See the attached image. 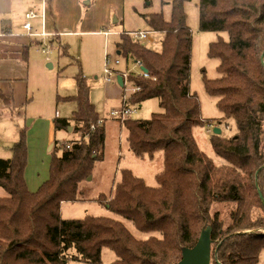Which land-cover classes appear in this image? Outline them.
<instances>
[{
	"label": "trees",
	"instance_id": "obj_1",
	"mask_svg": "<svg viewBox=\"0 0 264 264\" xmlns=\"http://www.w3.org/2000/svg\"><path fill=\"white\" fill-rule=\"evenodd\" d=\"M161 1L171 4L170 20L163 13L145 16L153 31L165 35L161 51L128 33L118 42L119 55L147 69L146 76L129 72L130 85L138 88L129 105L158 99L163 110L122 126L132 155L149 158L152 165L162 152L157 185L123 169L111 197L103 193L97 199L151 235L137 239L111 218L61 217L62 204L81 200L80 188L105 161L107 121L99 123L102 117L81 74L77 93L60 99L76 102L77 109L70 117H56L53 127L55 132L73 127L82 137L70 145L54 142L49 179L36 192L27 187L26 127L12 147L13 157L0 158V188L9 194L0 197V264H101L104 248L116 256L111 264H179L183 250L193 248L207 227L211 243L223 241L211 264H264V0H200V29L229 35L209 48V56L221 61L222 76L205 81L225 118L237 125L231 138L212 132L214 152L225 160L221 165L200 150L193 133L206 121L190 89L192 34L185 0ZM34 43L24 46L25 61ZM0 100L13 107L12 96L0 92ZM229 204L226 225L215 208Z\"/></svg>",
	"mask_w": 264,
	"mask_h": 264
},
{
	"label": "rangeland",
	"instance_id": "obj_2",
	"mask_svg": "<svg viewBox=\"0 0 264 264\" xmlns=\"http://www.w3.org/2000/svg\"><path fill=\"white\" fill-rule=\"evenodd\" d=\"M92 2L93 0H88V6L84 5L83 11L89 9ZM199 4L200 0H185L184 3L187 25L192 34L190 89L197 94L201 104V117L206 121L204 125L193 129V133L200 150L215 164L221 165L225 164V160L214 152L211 142L212 132L209 133L207 130L210 125H213L221 130L222 137L231 138L237 133V125L235 120L225 118L218 106L219 97L208 93L205 81L216 80L222 76L218 71L221 61L219 58L209 56V48L211 43L220 38L228 41L229 35L227 32L200 29ZM171 12V4H164L161 0H122V7L118 10V14L113 15L108 27L100 29L101 32L103 30L111 32L107 38L101 35V32L99 34L77 33L69 37L40 39L39 43L38 41L34 43L30 47L26 61V79L23 81L26 83L27 90L24 100H21L24 101L23 104L14 105L13 109L0 108L5 114L2 115L0 110V121L4 123L3 127L0 126L1 141L5 142L7 138H10V133L24 127L25 120L28 118L41 116L54 120L56 117H70L77 109V103L60 99L77 93L76 77L81 74L89 86L91 102L96 106L100 117L108 118L115 98L119 95L121 98L125 91L118 84L114 70L136 74L140 72L137 64L132 61L127 62L124 56L118 54V42L122 34L147 32L149 38L141 43L149 49L161 51L165 35L162 32L153 31L145 16L163 13L165 18L170 20ZM117 60L120 61L119 65H116ZM107 67L113 70L111 75L105 72ZM16 83L18 82L13 81L14 88L17 86ZM0 107L3 106L0 104ZM135 108L132 119H149L154 113L163 111L158 99L146 100ZM106 121L108 134L105 161L98 164L92 180L85 182L80 188L81 200L62 204L61 217L63 219H84L86 216L111 218L124 224L137 239L145 240L151 234L139 231L132 221L100 205L97 199L103 193L106 198L111 197L114 185L120 180L123 169L132 170L134 174L144 178L147 185L156 186L155 176L162 168V152H158L151 161L152 165H149V158L143 160L144 158L134 156L130 152L126 129L109 120ZM50 131L52 141L48 148L55 141H58L60 145H70L82 137L81 132L74 131L73 127L71 131L68 129L55 132L52 124ZM9 147L1 148L4 156L0 154V158L13 157ZM57 154L60 155L61 151ZM8 195L7 191L0 188V197ZM232 208L231 204L215 208L226 225L231 221ZM222 242L218 239L212 243L213 255L218 253ZM115 259L116 256L112 251L103 249L101 264H111ZM212 262L213 259H211ZM67 264L84 263L69 260Z\"/></svg>",
	"mask_w": 264,
	"mask_h": 264
},
{
	"label": "crops",
	"instance_id": "obj_3",
	"mask_svg": "<svg viewBox=\"0 0 264 264\" xmlns=\"http://www.w3.org/2000/svg\"><path fill=\"white\" fill-rule=\"evenodd\" d=\"M87 1L47 0L45 17L42 19V0H0V92L5 96L13 97V107L23 104L24 101L21 100H24L26 96L27 87L23 81L26 79L27 66V60L25 61L23 57L25 45L33 40L39 41L49 37H69L77 33L99 34L100 29L108 27L113 15L118 14V10L122 7V0H93L89 9L83 11ZM30 11L38 15L32 22L33 35H27L23 28L25 15ZM104 31L106 30L102 32ZM42 32H45L47 36L36 35ZM13 81L18 82L15 88ZM118 97L113 101H117ZM0 104L3 106L0 108L13 109L1 100ZM0 110L1 114L5 115L3 109ZM52 124L53 120L41 116L25 120L24 127L27 128L28 142L25 180L31 192H36L50 177L51 150L54 144L51 145V149L48 147L52 141L50 131ZM0 126H4L2 120ZM24 127L10 133V138H7L5 142L0 139L1 156H4V151L1 150L3 146L7 148L10 146L9 149L13 153L12 147L19 141Z\"/></svg>",
	"mask_w": 264,
	"mask_h": 264
},
{
	"label": "built area",
	"instance_id": "obj_4",
	"mask_svg": "<svg viewBox=\"0 0 264 264\" xmlns=\"http://www.w3.org/2000/svg\"><path fill=\"white\" fill-rule=\"evenodd\" d=\"M46 2L47 0H42V13H41V17L42 19H44L45 17V7H46ZM38 15L34 12V11H30L28 13H26L25 15V23L23 25V28L26 30L27 35H33L31 32L33 30V25H32V20H34L35 18H37ZM103 36H105V38L109 37L111 32L110 31H104L102 32ZM37 36H42V37H46L47 34L45 32H42L41 34H36ZM129 36L134 40V41H145L149 38V35L147 32H136V33H131L129 34ZM120 61L117 60L116 61V65H119ZM115 73L117 74L116 78H118L119 76H121L123 78V83L124 86L123 88L125 89L123 96L117 100L113 102V106L111 108V111L109 113V117L108 118H100L99 123L103 124L104 122H106V120H109L111 122H116L118 125L123 126V123L127 120L132 118L133 113L135 112V108L129 105V101H130V97L132 95V93H135L138 88H134L130 86L129 83V72L128 71H120V70H114ZM105 72L108 74H112L113 70L109 69L108 67L105 69ZM140 73L144 76H146L147 74H145L141 69H140ZM131 91L132 93L128 92ZM91 128L94 129L95 125L91 124ZM213 129H215V127L213 125H210V128L207 130V132H213Z\"/></svg>",
	"mask_w": 264,
	"mask_h": 264
},
{
	"label": "water",
	"instance_id": "obj_5",
	"mask_svg": "<svg viewBox=\"0 0 264 264\" xmlns=\"http://www.w3.org/2000/svg\"><path fill=\"white\" fill-rule=\"evenodd\" d=\"M141 70L147 74V69L141 68ZM118 84L123 87V78L119 76L117 78ZM72 127H69L71 131ZM214 133L219 135L221 130L219 128L214 129ZM52 147H50L51 149ZM91 180V178H90ZM211 228L204 229L198 239V242L193 248H185L182 252V259L179 264H211L212 255V243H211Z\"/></svg>",
	"mask_w": 264,
	"mask_h": 264
}]
</instances>
